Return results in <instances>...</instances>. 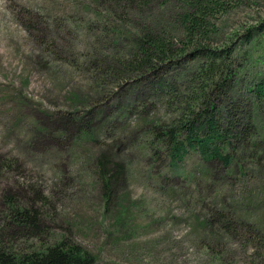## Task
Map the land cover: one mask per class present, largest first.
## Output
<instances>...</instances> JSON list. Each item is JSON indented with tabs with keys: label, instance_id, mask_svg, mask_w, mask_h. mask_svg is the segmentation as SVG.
<instances>
[{
	"label": "rangeland",
	"instance_id": "1",
	"mask_svg": "<svg viewBox=\"0 0 264 264\" xmlns=\"http://www.w3.org/2000/svg\"><path fill=\"white\" fill-rule=\"evenodd\" d=\"M228 4L214 17L208 43L230 51L237 73L229 94L247 106L249 86L264 73V0ZM176 5L155 4L150 13L180 37ZM92 9L84 0H0V157L11 162L0 173V212L4 189L32 184L49 198L45 238L70 236L96 264H264V168L228 171L191 151L174 174L162 156L146 155L150 120L165 119L170 106L146 79L105 92L93 86L85 60L109 36ZM193 64L183 59L169 72ZM67 111L88 121L93 134L75 132L77 121L63 133L56 119ZM100 148L126 168L108 202L90 163ZM208 206L251 222L257 236L242 225L233 233L206 225Z\"/></svg>",
	"mask_w": 264,
	"mask_h": 264
},
{
	"label": "trees",
	"instance_id": "2",
	"mask_svg": "<svg viewBox=\"0 0 264 264\" xmlns=\"http://www.w3.org/2000/svg\"><path fill=\"white\" fill-rule=\"evenodd\" d=\"M84 1L93 8L95 18L102 21L101 33L109 36V45L85 60L92 70L93 86L105 92L124 81L146 79L145 84L170 106V115L165 119L150 120L146 155L162 156L174 174L181 173L183 157L191 151L203 162H213L228 171L236 168L245 174L249 164L264 168V73L249 86L247 106L236 103L229 94L237 73L230 51L208 43L214 17L230 7L229 0ZM172 2L177 3L172 16L180 28V37L165 31L162 21L154 20V12L150 13L153 5L165 7ZM45 38L40 39L49 45L51 42ZM183 59H192L194 64L170 74L169 70L178 67ZM183 76L185 79H181ZM183 80L186 86L181 88ZM72 95L78 98L80 93L73 91ZM74 114L67 111L56 119L62 123L61 131L64 133L71 121H77L75 132L81 127L84 134H93L88 121L82 117L75 120ZM90 160L108 202L113 186L124 176L125 164L109 149L102 148ZM10 163V159L0 157V173ZM2 199L0 264H96V256L70 236L62 233L45 238L48 223L43 206L49 198L43 191L32 184L14 190L8 187L2 191ZM207 209L202 221L208 226L215 224L226 233L235 232L241 225L248 232L259 231L251 222L241 221L222 209ZM18 238H24V245H15Z\"/></svg>",
	"mask_w": 264,
	"mask_h": 264
}]
</instances>
